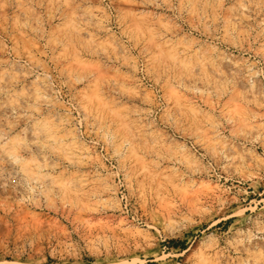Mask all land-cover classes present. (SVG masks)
Listing matches in <instances>:
<instances>
[{
	"label": "rangeland",
	"instance_id": "374dc122",
	"mask_svg": "<svg viewBox=\"0 0 264 264\" xmlns=\"http://www.w3.org/2000/svg\"><path fill=\"white\" fill-rule=\"evenodd\" d=\"M258 241L264 0H0V264H241Z\"/></svg>",
	"mask_w": 264,
	"mask_h": 264
},
{
	"label": "snow or ice",
	"instance_id": "6c2138e0",
	"mask_svg": "<svg viewBox=\"0 0 264 264\" xmlns=\"http://www.w3.org/2000/svg\"><path fill=\"white\" fill-rule=\"evenodd\" d=\"M257 246H253L247 251L248 259L242 261L241 264H264V241H258ZM243 251V250H242ZM253 254L257 257L253 259Z\"/></svg>",
	"mask_w": 264,
	"mask_h": 264
}]
</instances>
